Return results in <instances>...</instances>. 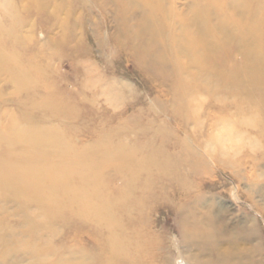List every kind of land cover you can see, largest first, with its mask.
I'll list each match as a JSON object with an SVG mask.
<instances>
[{
    "label": "rangeland",
    "instance_id": "1",
    "mask_svg": "<svg viewBox=\"0 0 264 264\" xmlns=\"http://www.w3.org/2000/svg\"><path fill=\"white\" fill-rule=\"evenodd\" d=\"M9 1L14 4L0 0L4 28L11 25ZM15 1L22 22L18 41L0 44L16 53L29 87L14 94L0 78V128L13 129L17 118L22 130L56 132L74 152L119 145L136 158L161 161L160 173L148 172L143 194L134 182L145 173L136 175L127 196L113 193L129 209H114L122 249L110 264H264V122L246 123L250 116L239 99L220 92L175 112L172 82L162 81L148 62L152 50L137 60L129 41L120 39L108 0ZM187 1L176 0L175 9L184 11ZM164 66L173 69L171 61ZM254 96L253 109H264V88ZM19 107L29 109L28 118H21ZM116 166L102 172L110 189L122 187L126 176ZM18 209L0 195V264L104 262L102 239L86 218L65 206L43 217L30 209L26 215L40 228L39 241L35 231L27 233L26 215ZM28 243L41 250L38 262Z\"/></svg>",
    "mask_w": 264,
    "mask_h": 264
},
{
    "label": "bare ground",
    "instance_id": "2",
    "mask_svg": "<svg viewBox=\"0 0 264 264\" xmlns=\"http://www.w3.org/2000/svg\"><path fill=\"white\" fill-rule=\"evenodd\" d=\"M13 2L9 1V6L7 3L10 28L0 24V43L5 38L18 41L15 33L22 26L21 11L16 1ZM32 2L40 4L38 0ZM108 2L115 6L120 39L129 41L137 60L142 53L145 56L152 50L153 60L148 62L154 65L162 81L172 82L175 112L189 108L203 95L220 97V92L239 99V105L250 116L245 117L246 123L264 122V109L259 105V111L253 109L254 94L264 88V0L262 3L261 0H188L180 13L175 9L176 0ZM2 8L6 10L5 6ZM2 46L0 78L8 81L14 94L22 93L29 87L28 73L18 63L16 53L6 52ZM167 61L173 66L169 71L164 66ZM189 81L194 82L193 88ZM28 110L19 107L21 118H28ZM16 119L10 124V127L15 125L13 129L0 128V195L16 202L18 212L25 215L31 209L32 216L36 213L43 217V212H57L65 206L73 215L86 218L89 230L102 239V253L106 257L101 264H110L111 258L122 249L113 231L114 209L125 212L129 209L121 206L124 203L119 200L121 197L116 198L113 193L127 196L136 175L145 173L143 180L134 182L142 187L137 192L143 194L150 181L148 172L153 168L160 173L161 161L136 158L135 153L124 152L125 147L122 150L119 145L101 146L100 153L74 152L56 132L45 136L38 127L22 130ZM110 163H117L116 170L126 173L119 189H110L108 181L105 183L101 178ZM31 215H26L23 226L28 229L27 233L35 231L40 241L43 236ZM132 220L137 222L135 218ZM35 244L28 243L27 252L38 262L36 258L40 257L41 250Z\"/></svg>",
    "mask_w": 264,
    "mask_h": 264
}]
</instances>
